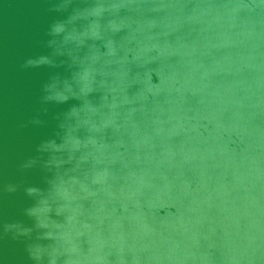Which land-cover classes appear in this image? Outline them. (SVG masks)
<instances>
[{
	"label": "water",
	"instance_id": "obj_1",
	"mask_svg": "<svg viewBox=\"0 0 264 264\" xmlns=\"http://www.w3.org/2000/svg\"><path fill=\"white\" fill-rule=\"evenodd\" d=\"M126 2L130 27L115 39L150 51L139 63L129 52L122 65L120 49L104 66L102 78L117 88L109 100L117 99L119 127L98 134L106 145L94 150L99 163L90 157L70 173L94 193L76 187L72 206L79 214L65 228L79 249L71 258L264 264V0ZM51 3L0 0V264H34L27 245L53 243L36 240L43 230L31 238L4 232L5 224L34 227L25 210L36 198L25 189H47L54 176L42 163L50 153L38 147L50 139L61 143L57 116L80 103L41 102L43 85L52 74L68 75L65 67H23L51 52L49 25L66 15L49 11ZM124 71L127 76L116 75ZM100 95L91 99L99 102ZM125 95L130 103L122 102ZM37 157L40 163L22 167ZM104 169L107 180L92 184L94 171ZM50 216L66 223L55 211Z\"/></svg>",
	"mask_w": 264,
	"mask_h": 264
},
{
	"label": "clouds",
	"instance_id": "obj_2",
	"mask_svg": "<svg viewBox=\"0 0 264 264\" xmlns=\"http://www.w3.org/2000/svg\"><path fill=\"white\" fill-rule=\"evenodd\" d=\"M132 5L126 0H52L49 11L66 14L63 18H55L50 23L46 47L51 49L48 55L29 58L23 67L35 68L47 66L49 68L65 67L68 75L52 74L47 83L43 85L44 95L41 102L44 104L54 102L63 104L69 100L79 101V106L57 116L62 130L61 143L50 139L42 142L38 151L50 153L47 160L42 161L43 167L48 171L54 170L53 178L47 181L49 187H27L26 193L36 198L34 206L25 210L26 215L34 219V227H25L22 223L4 225L5 234L12 232L14 237L31 238L34 230L38 231L36 240H49L53 243L44 245L34 242L27 245V252L34 264H78L72 259V254L79 252L73 242L71 233L66 231L68 225H74L79 214L78 207H73V201L78 199L80 192L94 195L88 185L70 173L76 172L81 163L92 159L99 163L95 151L106 147L98 139L109 126L119 127L116 124V109L118 103L115 95L109 100L110 93H116L117 88L107 84L108 73L104 66L113 63L120 49L124 56L118 61L120 64L129 63L128 53L132 52L131 62H141L143 55L150 51L147 46L137 49L127 48L123 41H117L116 35L130 27L129 17L126 13ZM131 37H125L127 41ZM152 47H157L153 45ZM104 49V50H102ZM127 71L118 73L121 77L127 76ZM139 73H137V79ZM148 91H153L148 88ZM101 93L99 102L91 99L93 93ZM123 103H130L125 95ZM108 111H105V110ZM47 112V108L44 109ZM62 116V119H61ZM40 124L42 121L34 120ZM57 135H61L59 132ZM95 150V151H94ZM79 154V155H78ZM40 158H32L23 168H31L40 163ZM71 164L73 167L62 171L63 166ZM109 176L107 169L94 171L91 183L103 184ZM8 192H15V185H8ZM65 216L66 223H59L52 219L50 213ZM77 235L82 233L77 232Z\"/></svg>",
	"mask_w": 264,
	"mask_h": 264
}]
</instances>
